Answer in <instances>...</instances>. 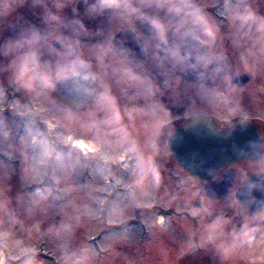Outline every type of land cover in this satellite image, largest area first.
<instances>
[{"label":"rangeland","instance_id":"1","mask_svg":"<svg viewBox=\"0 0 264 264\" xmlns=\"http://www.w3.org/2000/svg\"><path fill=\"white\" fill-rule=\"evenodd\" d=\"M139 1L150 16L160 5L187 12L211 52L229 49L237 30L263 43L264 0ZM77 3L0 0V238H11L2 249L28 251L23 264H264V213L239 221L237 202L208 197L164 146H150L154 126L106 137L103 117L58 104L69 50L89 45ZM47 44L55 63L42 61ZM188 89V114L219 112L213 91ZM233 166L241 179L264 170V153Z\"/></svg>","mask_w":264,"mask_h":264},{"label":"flooded vegetation","instance_id":"2","mask_svg":"<svg viewBox=\"0 0 264 264\" xmlns=\"http://www.w3.org/2000/svg\"><path fill=\"white\" fill-rule=\"evenodd\" d=\"M121 1L78 0L77 18L85 22L88 30L85 42L89 45H86L85 51L78 46L69 50L67 71L82 65L94 76V87H90L93 93L84 102L74 95L68 97L57 93L55 84L56 99L61 107L90 111L103 117L101 127L108 133H105L106 137L109 133L114 137V133L121 131L133 133L138 127L154 126L149 142L152 148L157 145L166 148L171 134L187 124L194 114L212 117L220 128L250 121L257 125L264 143V39L261 45L256 38H249L246 31L239 33L237 30L229 34V49L211 52L204 32L190 28L187 12L168 11L160 5L159 10L150 16L137 10L141 4L139 0H124L123 5L127 7L122 8L120 13L118 6ZM55 45L61 48L60 43L55 42ZM48 50L49 45H44L42 61L50 59L55 63L54 52ZM252 62L258 63L259 68L254 70ZM98 68L109 76L100 81ZM189 83L201 92L213 91L219 112L196 111L188 114L191 101ZM67 103L70 105L64 107ZM121 105L132 109L121 113ZM115 109L119 111L115 112ZM158 114L161 119L156 124ZM140 119L144 123L135 125ZM146 133L150 134L149 131ZM123 137V134L119 136ZM127 160L134 159L122 158L123 162ZM229 167L218 168L209 182L222 181ZM247 176L241 179L235 169L232 185L222 196L237 202L236 190L244 185ZM197 181L202 183L203 188L205 180ZM251 215L256 213L238 212L237 217L240 221ZM233 227L238 230L244 225L234 222ZM4 237L0 238L1 263L23 264L29 252L23 255L17 252L13 257L6 248V253L2 247L11 238Z\"/></svg>","mask_w":264,"mask_h":264},{"label":"water","instance_id":"3","mask_svg":"<svg viewBox=\"0 0 264 264\" xmlns=\"http://www.w3.org/2000/svg\"><path fill=\"white\" fill-rule=\"evenodd\" d=\"M93 82L91 72L80 65L58 78L56 90L85 102L93 93ZM69 105L64 104L65 107ZM262 139L257 125L250 121L220 128L211 117L195 114L171 134L166 150L194 178L209 180L221 166L243 159L258 160L264 152ZM234 175L235 171L229 168L219 183L207 181L203 188L205 193L212 199L220 198L232 184ZM236 198L239 212L264 213V171L250 173L246 183L237 189Z\"/></svg>","mask_w":264,"mask_h":264},{"label":"bare ground","instance_id":"4","mask_svg":"<svg viewBox=\"0 0 264 264\" xmlns=\"http://www.w3.org/2000/svg\"><path fill=\"white\" fill-rule=\"evenodd\" d=\"M74 145L76 147H78V148H82V146H83V140L82 139H76V140H74ZM89 151L93 152L92 149H89Z\"/></svg>","mask_w":264,"mask_h":264}]
</instances>
